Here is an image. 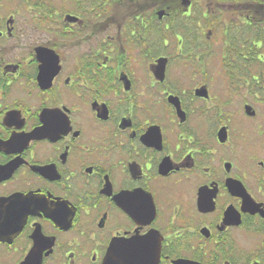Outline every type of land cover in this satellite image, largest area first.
I'll return each instance as SVG.
<instances>
[{
  "label": "flooded vegetation",
  "instance_id": "obj_1",
  "mask_svg": "<svg viewBox=\"0 0 264 264\" xmlns=\"http://www.w3.org/2000/svg\"><path fill=\"white\" fill-rule=\"evenodd\" d=\"M209 1L0 0V264H264V2Z\"/></svg>",
  "mask_w": 264,
  "mask_h": 264
},
{
  "label": "rangeland",
  "instance_id": "obj_2",
  "mask_svg": "<svg viewBox=\"0 0 264 264\" xmlns=\"http://www.w3.org/2000/svg\"><path fill=\"white\" fill-rule=\"evenodd\" d=\"M215 1V0H214ZM213 0H211V1H209V2H207V3H213L214 2ZM210 3V4H211ZM191 19H195V18H197L198 16H199V11L197 10V8L195 7V8H193V10H192V13H191Z\"/></svg>",
  "mask_w": 264,
  "mask_h": 264
},
{
  "label": "trees",
  "instance_id": "obj_3",
  "mask_svg": "<svg viewBox=\"0 0 264 264\" xmlns=\"http://www.w3.org/2000/svg\"><path fill=\"white\" fill-rule=\"evenodd\" d=\"M223 1H227V0H223ZM239 3H241V2H246V1H248V0H237ZM261 2H264V0H252V4H258V5H260L261 4Z\"/></svg>",
  "mask_w": 264,
  "mask_h": 264
}]
</instances>
